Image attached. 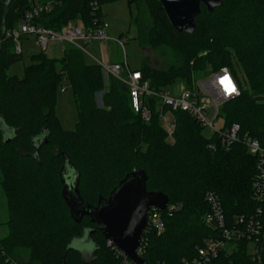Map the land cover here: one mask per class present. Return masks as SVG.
<instances>
[{
    "label": "trees",
    "instance_id": "1",
    "mask_svg": "<svg viewBox=\"0 0 264 264\" xmlns=\"http://www.w3.org/2000/svg\"><path fill=\"white\" fill-rule=\"evenodd\" d=\"M107 1L112 0H57L49 11L38 13L33 24L60 29L76 22L90 27L95 18H102L100 5ZM139 1L146 3L153 17L148 45L171 52L166 69L141 63L139 69L151 87L162 89L176 79L190 82L196 73L206 72L209 62L215 65L212 70L228 66L235 73L231 63L235 59L249 79V88L243 89L239 81L240 95L221 106L224 127L236 123L240 134L264 145V0H222L213 11L201 5L193 34L177 32L159 0H127L129 5ZM29 7L28 0H0V26L15 28ZM202 15L205 30L197 22ZM224 32L228 36L223 39ZM64 55L62 59L49 58L43 51L31 55L19 78L7 69L20 55L14 52L12 38L0 34V123L9 131L5 134L0 127V171L10 214L8 230L0 235V264H11V259L21 264L120 261V253L97 230L88 237L87 249L72 246L73 239L84 237L96 225L88 216L80 222L71 217L61 194L64 165L77 170L79 195L92 205L100 196L108 197L132 171L144 170L147 190L168 196L174 209L161 213L164 230L144 232V264L192 262L203 240L218 236V228L203 221L210 211L207 192L218 197L227 220L254 215L264 231V201L255 202L252 191L256 156L241 143L220 147L219 138L205 135V127L185 111L173 113L168 140L154 100L146 102L151 118L143 121L132 110L121 82L110 75L104 85L100 64L87 63L85 53L69 44ZM62 80L71 84L79 115L76 128L69 131L61 129L54 113ZM248 249L249 242L239 240L230 251L222 249L204 264H264L263 241L257 256ZM23 250L26 260L19 257Z\"/></svg>",
    "mask_w": 264,
    "mask_h": 264
},
{
    "label": "built area",
    "instance_id": "2",
    "mask_svg": "<svg viewBox=\"0 0 264 264\" xmlns=\"http://www.w3.org/2000/svg\"><path fill=\"white\" fill-rule=\"evenodd\" d=\"M30 7L24 11V16L19 20L15 28L3 29L0 26V34L6 38L11 37L14 43V52L21 56L23 38L33 36L34 42L41 51L45 50L52 41H59L66 45H72L85 54L94 57L86 51V45H93L95 42H103L108 40L107 34L108 24L104 17L95 18L94 24L86 27L76 22H68L60 29L46 28L40 24H33L36 16L40 12L49 11L57 0H28ZM93 4H96L95 2ZM119 44L123 49L124 40L120 38H110ZM103 68V74H111L123 86L127 88L128 96H130V105L132 110L140 113L143 121H149L151 118V110L146 105L149 100H154L155 109L159 113V119L164 127H173V113L175 111H185L192 115L195 120L205 127L208 135L214 134L219 138V146L228 149L235 143H241L247 152L256 156V173L252 183L253 199L255 202L264 201V145L257 138H253L247 133L240 134V126L236 123L224 127V121L221 117V106L224 102L234 99L240 95L239 78L230 70L228 66H223L216 70L209 71L204 77H191L190 82L181 81L177 95H171L163 89L151 87V82L144 77L143 72L138 69H131L125 57L122 62H111L109 64L94 59ZM235 88V91L232 89ZM171 115V117L169 116ZM169 116V117H168ZM219 119L222 123L219 124ZM172 128V129H173ZM211 144V148H215ZM206 201L210 206L203 221L208 226L218 228V236L215 238H206L203 245L198 250L197 258L192 262L184 264H204L222 250H231V247L239 241L246 239L252 245V255L255 257L260 250L261 241L264 242V231L262 223L256 216L249 217L237 215L232 220H227L224 216L223 207L218 197L211 192L205 194ZM171 211L174 205H166L165 209ZM163 210L151 208L147 213L146 227L144 228L140 243L135 249L137 256L143 259L146 238L143 237L144 232L150 230L157 234L161 233L165 228ZM260 212V210H258ZM108 243V242H107ZM113 247V246H111ZM120 253L121 259L117 264H136L117 247H113ZM144 260V259H143ZM11 264H21L13 259Z\"/></svg>",
    "mask_w": 264,
    "mask_h": 264
},
{
    "label": "rangeland",
    "instance_id": "3",
    "mask_svg": "<svg viewBox=\"0 0 264 264\" xmlns=\"http://www.w3.org/2000/svg\"><path fill=\"white\" fill-rule=\"evenodd\" d=\"M100 11L104 16L105 22L109 25L107 29V34L110 38H118L124 40L123 49L112 39L108 38L103 42H95L93 45H86V51L91 54L94 59L101 60L107 64L111 62H122L123 57H125L128 66L131 69H138L141 63L144 61L151 68L166 69L167 65L171 61V52L168 48L161 46H149L147 41V35L150 27L153 25V17L147 9V5L143 1L136 2L135 4H128L127 0H112L107 1L100 5ZM199 15V14H198ZM197 15V16H198ZM196 16V17H197ZM205 16V15H204ZM198 18V25L203 26L206 29L207 22L206 19ZM195 17V18H196ZM203 20V21H202ZM196 27V26H195ZM228 36L225 32L223 34V39ZM143 40V41H142ZM22 43V53L19 60L11 63L10 67L7 69L9 74L16 75L19 78L24 76L23 68L26 64L30 62V56L37 54L41 51L39 47H36L33 36H27ZM228 44L232 45V42ZM67 45L59 41H52L48 44L47 48L43 50V53L49 58L62 59L64 58V53ZM231 53H234L230 50ZM238 54V51H236ZM239 56V54H238ZM85 61L87 63H95L91 56L85 54ZM227 59L225 64L227 63ZM235 71V75L239 78V81L243 89L249 88V79L241 66V63L235 59L231 61ZM224 64V65H225ZM213 65L211 62L207 64L206 72H198L195 74L196 78H201L212 70ZM111 75V74H110ZM110 75H104L102 71V78L104 85L106 86L107 80H109ZM109 78V79H108ZM181 81L176 79L173 83L168 84L162 89L171 95H177ZM55 103H54V113L58 118L59 126L64 131L74 130L76 128L75 124L78 121V112L76 109L75 99L73 98L72 87L69 81L62 80L56 89L55 93ZM171 117V115L169 114ZM168 116V117H169ZM219 124L222 123L221 119L218 120ZM173 128V127H172ZM171 127H164V131L167 134L168 140H171L170 136L173 129ZM209 133L205 132V135ZM2 171H0V235H4L8 230L6 228V223L10 219L8 201L5 196L3 185L1 184ZM91 244V243H90ZM78 248L87 249L86 244H75ZM252 245L249 243V252H252ZM253 253V252H252ZM21 255V256H19ZM17 256L21 260H26V252L23 250L21 254ZM90 254L85 255L89 257Z\"/></svg>",
    "mask_w": 264,
    "mask_h": 264
},
{
    "label": "water",
    "instance_id": "4",
    "mask_svg": "<svg viewBox=\"0 0 264 264\" xmlns=\"http://www.w3.org/2000/svg\"><path fill=\"white\" fill-rule=\"evenodd\" d=\"M159 2L172 27L177 32L187 34H193L195 30V17L201 12V5L208 11H213L222 4V0H159ZM100 94V92L96 94L98 105L102 104ZM0 127L5 134L9 133L4 130L1 123ZM78 176L72 165H64L61 168L62 197L76 222L88 216L96 228L87 229L84 237L73 239L72 246H76V243L87 244L88 237L97 230L107 240L108 246L117 247L136 264H144V260L137 256L135 249L147 225V213L151 208L164 210L168 204V196L159 190H147V175L144 170L132 171L120 180L108 197L100 196L97 203L92 205L79 195Z\"/></svg>",
    "mask_w": 264,
    "mask_h": 264
},
{
    "label": "snow or ice",
    "instance_id": "5",
    "mask_svg": "<svg viewBox=\"0 0 264 264\" xmlns=\"http://www.w3.org/2000/svg\"><path fill=\"white\" fill-rule=\"evenodd\" d=\"M232 91H235V88H233Z\"/></svg>",
    "mask_w": 264,
    "mask_h": 264
},
{
    "label": "crops",
    "instance_id": "6",
    "mask_svg": "<svg viewBox=\"0 0 264 264\" xmlns=\"http://www.w3.org/2000/svg\"><path fill=\"white\" fill-rule=\"evenodd\" d=\"M104 17V16H103ZM23 39H25V38H23ZM23 41V40H22ZM37 47V46H36Z\"/></svg>",
    "mask_w": 264,
    "mask_h": 264
}]
</instances>
